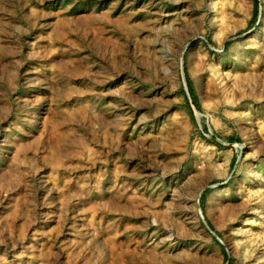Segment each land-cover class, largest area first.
I'll use <instances>...</instances> for the list:
<instances>
[{"label": "rangeland", "instance_id": "1", "mask_svg": "<svg viewBox=\"0 0 264 264\" xmlns=\"http://www.w3.org/2000/svg\"><path fill=\"white\" fill-rule=\"evenodd\" d=\"M0 264H264V0H0Z\"/></svg>", "mask_w": 264, "mask_h": 264}]
</instances>
